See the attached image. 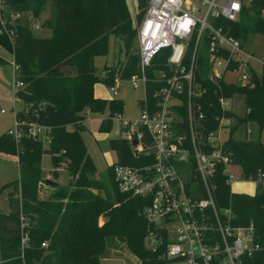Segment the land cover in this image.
I'll return each mask as SVG.
<instances>
[{
  "label": "trees",
  "instance_id": "16d2710c",
  "mask_svg": "<svg viewBox=\"0 0 264 264\" xmlns=\"http://www.w3.org/2000/svg\"><path fill=\"white\" fill-rule=\"evenodd\" d=\"M48 1L54 3L51 17L42 24L50 30L48 37L34 36L32 30L20 24L15 29L13 58L19 66L15 78L24 84L16 91L22 105L17 115L49 127L50 139L44 148L39 138L23 137L16 144L7 130L0 135V154L16 156L19 173L12 184L14 190L7 193L9 212L0 215V264H101V256L110 239L124 245L138 258V264H164L159 258L162 247L155 253L144 246L147 222L141 210L148 204L147 198L119 192L113 181L111 164L107 174L112 194L102 197L89 190H100L105 185L89 178L95 166L79 132L84 110L103 113L107 109L109 115L122 110L121 101L96 97L95 85L110 83L116 73L127 77L138 70L134 47L136 20L128 0H10V4L15 10L27 11L37 18ZM136 1L141 9L137 14L140 19L147 0ZM263 8L264 0H254L242 11L239 20L230 24L232 35L243 47L255 34L261 35L264 41V16L260 14ZM109 35L122 43L120 51L125 58L122 62L105 65L102 70H109V76L102 79L94 59L106 55ZM0 45L3 51L10 53L11 42L7 37L0 35ZM2 52L0 63L6 62ZM168 53V50L160 51L153 66L161 67L163 56ZM197 58L201 72L197 80L208 90L202 102L209 127L215 129L214 118L222 114L217 97L235 94L240 110L223 112L234 117L225 146L244 176L264 172L260 139L264 130V66L259 73L253 74V87L221 83L219 90L216 83L205 79L208 72L205 42ZM24 106H29V113L22 111ZM250 124L257 130L247 139L243 134ZM68 125H74L75 129L68 131ZM111 126L110 117H106L101 120L99 130L107 133ZM109 144L119 162L133 163L127 142L109 139ZM60 150L68 155L67 169L72 181L67 186H52L55 191L39 200L41 157L47 153L53 166L59 167L56 153ZM216 198L220 205L231 207L234 225L253 221L256 233L264 232V191L257 188L253 194L231 192L221 178ZM21 213L30 222L29 246L23 251L19 234ZM101 216L104 218L102 225L98 223ZM43 241L47 242L45 248L41 247ZM244 264H264V254L258 252L253 257H245Z\"/></svg>",
  "mask_w": 264,
  "mask_h": 264
},
{
  "label": "built area",
  "instance_id": "2783aa9c",
  "mask_svg": "<svg viewBox=\"0 0 264 264\" xmlns=\"http://www.w3.org/2000/svg\"><path fill=\"white\" fill-rule=\"evenodd\" d=\"M252 2L147 0L144 15L136 24L138 70L127 77L116 73L107 84L114 95L125 88V82L141 90L134 116L124 113L122 102V110L108 116L111 139L127 142L133 159L132 164L121 163L116 155L112 177L119 192L148 199L141 210L147 222L144 246L155 253L162 247L159 258L164 264H244L245 257L264 254V232L256 233L253 221L234 225L231 207L220 205L216 198L221 178L231 192L236 181L252 185L249 194L257 188L264 191V172L247 177L241 173L236 179L230 170V165L237 164L225 143L234 117L223 112H234L236 96L217 97L222 114L215 116L217 126L211 129L202 102L208 90L197 80L201 73L197 55L205 42L207 81L216 83L219 90L221 83L254 86L253 74L259 73L254 61L262 67L264 61L244 49L230 25ZM130 6L136 20L137 4L130 0ZM260 14L264 16V8ZM19 24L32 31L41 28L37 18L15 10L10 0H0V35L11 42L12 55ZM162 50L169 53L163 56L161 67H154L153 60ZM12 66L16 74L19 66L14 58ZM108 72L101 70L99 77L107 78ZM23 86L14 81L12 109L18 101L16 91ZM18 111L7 129L16 144L23 137L49 134V127L18 116ZM22 111L28 113L27 106ZM84 112L90 114L89 109ZM221 130L227 131L225 138ZM251 133L248 127L245 137L250 138ZM29 226V219L21 213V251L29 246ZM46 246L43 241L41 247Z\"/></svg>",
  "mask_w": 264,
  "mask_h": 264
},
{
  "label": "rangeland",
  "instance_id": "374dc122",
  "mask_svg": "<svg viewBox=\"0 0 264 264\" xmlns=\"http://www.w3.org/2000/svg\"><path fill=\"white\" fill-rule=\"evenodd\" d=\"M136 4L137 1L134 0ZM130 6V0H128ZM131 9V6H130ZM54 10V3L48 1L45 4L44 10L41 12L40 16L37 17V21L41 24V28L33 30V35L37 37H48L50 35V30L47 27L42 26L43 22L50 18ZM141 9L136 7V24L140 22V19L137 18V14ZM25 15L30 14L29 12H23ZM132 13V11H131ZM32 15V14H30ZM143 17V16H142ZM135 50H137V43L135 41ZM122 48V43L118 41L113 35L108 37V51L106 55H99L94 59V65L97 68L98 72L104 68L105 65L116 64L118 61H124L125 54L123 51H120ZM244 49L252 52L255 57L259 58L261 61H264V41L262 40L261 35L255 34L250 36V38L245 41ZM3 57L6 59V62L0 63V109L5 110V113H0V135L4 133L8 128H10L14 122L15 114L18 110L21 109L22 105L17 101L12 109V99H13V87L15 79V71L12 66L13 55L6 51L2 52ZM256 69L258 72L261 71V63L254 61ZM230 76H227L229 78ZM17 90V89H16ZM94 95L101 99H114L119 100L123 103L124 113L132 117L135 115V99L136 96H141V90L136 91L130 88V85L125 82V88L119 90V92L114 95L106 83H98L94 87ZM235 99L233 105V111L237 112L240 110V104ZM230 104V103H229ZM229 106V105H228ZM29 111V106H27ZM29 113V112H28ZM84 119L80 127V135L85 144L87 153L89 154L93 164L95 166L94 173H90L92 180L100 182L105 185L104 188L98 189H89L95 194H98L102 197H108L112 194L110 179L107 174L108 166L116 161V152L110 147L109 139H111L110 132H103L99 130L101 120L109 116V111L105 109L103 113L90 112L86 114L82 112ZM252 129L251 136L255 135L257 127L254 124L249 126ZM68 131L75 129L74 125H68L66 127ZM219 133L225 138L228 134L227 131L221 130ZM245 135V132L244 134ZM245 137V136H244ZM44 146L47 148L48 142L50 139V134L45 135L39 138ZM261 145L264 150V130L260 133ZM18 148V147H17ZM57 160L59 161V167H54L52 163V158L47 153H44L41 157V169H40V196L43 200L48 195L52 194L55 189L54 187L46 184L45 180H52L60 186H67L70 181H72V176L67 169L68 162L66 161L68 155H66L65 150H60L56 153ZM18 159V158H17ZM56 171V175L52 174V171ZM231 173L236 179L241 175V168L239 165H230ZM46 176H48L46 178ZM18 179V163L16 160L6 154H0V215L7 214L9 212V205L7 202V193L14 190L13 183ZM71 188V187H70ZM231 189L234 192H246L252 193L253 186L246 183H241L236 181L231 185ZM18 192V191H17ZM104 218L101 216L98 219V223L102 225ZM110 244L105 247V250L101 256V264H138V258L133 255L124 245L118 243L117 241L110 239Z\"/></svg>",
  "mask_w": 264,
  "mask_h": 264
},
{
  "label": "water",
  "instance_id": "95a60500",
  "mask_svg": "<svg viewBox=\"0 0 264 264\" xmlns=\"http://www.w3.org/2000/svg\"><path fill=\"white\" fill-rule=\"evenodd\" d=\"M133 144H136V141H133ZM46 183L48 184V185H51V186H55V185H57L58 183H56V182H54V181H52V180H46Z\"/></svg>",
  "mask_w": 264,
  "mask_h": 264
},
{
  "label": "crops",
  "instance_id": "0c3cea01",
  "mask_svg": "<svg viewBox=\"0 0 264 264\" xmlns=\"http://www.w3.org/2000/svg\"><path fill=\"white\" fill-rule=\"evenodd\" d=\"M10 156H12V155H10ZM15 160H16V162L18 163V159H17V157L16 156H12ZM18 176H19V173H18ZM48 176H46V178H47ZM46 181V180H45ZM46 183V182H45ZM47 184V183H46ZM40 185H41V183H40ZM51 186V185H50ZM40 187H39V191H38V197H39V199H42V197L40 196Z\"/></svg>",
  "mask_w": 264,
  "mask_h": 264
}]
</instances>
